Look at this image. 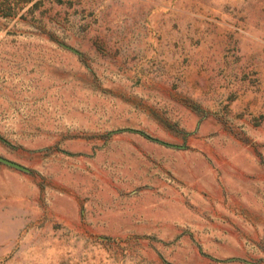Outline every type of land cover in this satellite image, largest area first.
<instances>
[{"label": "rangeland", "instance_id": "obj_1", "mask_svg": "<svg viewBox=\"0 0 264 264\" xmlns=\"http://www.w3.org/2000/svg\"><path fill=\"white\" fill-rule=\"evenodd\" d=\"M0 138V264H264V0H0Z\"/></svg>", "mask_w": 264, "mask_h": 264}, {"label": "water", "instance_id": "obj_2", "mask_svg": "<svg viewBox=\"0 0 264 264\" xmlns=\"http://www.w3.org/2000/svg\"><path fill=\"white\" fill-rule=\"evenodd\" d=\"M138 132L140 134L144 135L145 137L149 138L150 140L154 141V142H157V143H160L162 145L169 146V147H178L175 144L167 143V142L161 141L159 139L149 137V136H147L146 134H144L143 132H140V131H138ZM0 162L3 163V164H5V165H7V166H10L12 168H15V169H24L23 166H21L20 164H17L16 162H13L11 160H8V159H6V158H4L2 156H0Z\"/></svg>", "mask_w": 264, "mask_h": 264}]
</instances>
